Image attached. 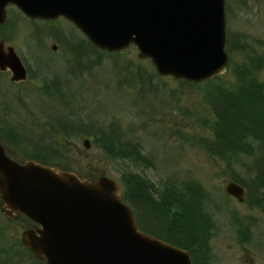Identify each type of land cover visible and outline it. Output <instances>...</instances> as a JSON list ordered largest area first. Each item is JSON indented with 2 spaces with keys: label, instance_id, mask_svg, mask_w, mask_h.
I'll return each instance as SVG.
<instances>
[{
  "label": "rangeland",
  "instance_id": "obj_1",
  "mask_svg": "<svg viewBox=\"0 0 264 264\" xmlns=\"http://www.w3.org/2000/svg\"><path fill=\"white\" fill-rule=\"evenodd\" d=\"M226 7L227 13L229 9L227 31L240 36L237 41L240 48L249 54L255 51L256 55H264V0H229ZM8 12L4 30L7 45L21 58L26 57L28 67L36 70V74L24 83L14 84L10 72L0 78V115L10 130L23 135L20 149L11 146L19 157L31 155L34 144L50 146L54 142L66 156L56 162L89 177L104 176L120 183L124 173L133 171L152 183L154 188L147 184L150 191L155 189L158 193L165 191L170 183L180 189L182 183H198L208 193V199L201 204L203 215L211 218L210 232L202 245L205 249L200 252L202 264H264V202L259 203L262 194L256 195L258 201L254 197L247 203L238 202L225 191L236 177L234 174L248 189L250 179L245 167L250 164L249 158L240 157V161L234 162L229 169L226 162L210 155L206 144L200 142V138H213L211 125L216 119L213 98L207 102L205 97L211 86L201 84L191 89L181 87L170 78L159 80L151 62L139 60L138 50L134 47L120 55L99 54L88 47L83 59L84 71L73 75L71 64L62 62L65 58L62 46L58 44L59 50L54 55L50 52L56 45L52 35L62 33L72 37L76 32L71 25L64 20L31 25L14 7ZM34 30L45 34L40 52L32 44ZM249 54L235 51V64L247 63ZM115 65L119 69L126 67L125 72L133 75L138 70L150 74L154 85L160 87L152 88L149 84L142 87L140 81L135 80L131 85L124 83L119 89ZM257 79L264 82V69ZM53 80L68 84L71 100L64 109L62 105L58 107L56 102L44 99L46 96L41 87L44 81ZM215 82L224 86L234 84L233 67H228ZM67 90L63 93L67 94ZM50 118L60 120L76 133L72 132L68 137L62 134L47 137L46 133L54 124L50 123ZM113 121L128 134L130 141L141 144L146 162L137 164L127 158L115 160L86 135L95 126L108 127ZM0 139L5 140L1 135ZM86 140L90 143L89 149L85 147ZM0 225L12 244L11 252L6 256L9 264H43L19 246L25 229L23 222L9 223L0 214Z\"/></svg>",
  "mask_w": 264,
  "mask_h": 264
},
{
  "label": "water",
  "instance_id": "obj_2",
  "mask_svg": "<svg viewBox=\"0 0 264 264\" xmlns=\"http://www.w3.org/2000/svg\"><path fill=\"white\" fill-rule=\"evenodd\" d=\"M17 4L32 18L72 20L101 49L122 50L132 42L141 58L151 57L162 75L202 81L221 72L225 54L223 0H0ZM0 43V68L14 80L25 71L11 48ZM227 192L242 200L241 187ZM2 211L10 219L25 213L39 229L23 241L48 264H191L187 252L140 233L118 186L108 179L80 180L72 172L28 161L12 162L0 145Z\"/></svg>",
  "mask_w": 264,
  "mask_h": 264
},
{
  "label": "trees",
  "instance_id": "obj_3",
  "mask_svg": "<svg viewBox=\"0 0 264 264\" xmlns=\"http://www.w3.org/2000/svg\"><path fill=\"white\" fill-rule=\"evenodd\" d=\"M248 49V48H247ZM232 51V50H231ZM240 53L248 51L240 49ZM247 63L235 65L237 83L231 89L219 87L213 92V109L215 121L211 125L213 138L209 139L206 149L209 153L221 158L230 166L239 158H249L246 174L250 179L249 190L254 197L262 194L259 203L264 202V82L257 79L258 73L264 69V55L249 54ZM213 139V140H212ZM125 149L136 154L135 146ZM103 148L113 155V145ZM133 148V150H131ZM124 153H119L126 157ZM210 154V155H211ZM244 162V160H243ZM234 181L240 182L234 174ZM126 187L125 199L132 205L139 217L148 215L152 226H157L163 239L188 249L195 264H202L200 252L207 241L210 219L205 217L201 209L206 199L199 187L191 186L177 192L176 196L168 192L161 201L155 202L149 193L148 186L138 176L127 174L123 177ZM198 221L200 225H198ZM207 247V245H206ZM208 251V247H207ZM206 264V263H203Z\"/></svg>",
  "mask_w": 264,
  "mask_h": 264
}]
</instances>
